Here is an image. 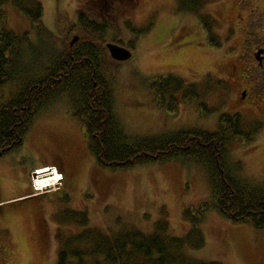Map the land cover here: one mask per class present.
Here are the masks:
<instances>
[{"label":"rangeland","instance_id":"obj_1","mask_svg":"<svg viewBox=\"0 0 264 264\" xmlns=\"http://www.w3.org/2000/svg\"><path fill=\"white\" fill-rule=\"evenodd\" d=\"M37 1L44 10V26L55 36L57 21L75 24L78 14L109 26L101 71L112 90L114 116L126 136L148 138L190 129L215 133L221 116L238 114L247 128L260 130L253 142L229 147V162L240 165L241 180L264 187V73L258 76L264 65L260 71L252 58L253 49H264V0H198L202 7L197 13L206 22L208 17L213 20V34L202 27L201 16L183 13L181 0ZM0 15L4 17L0 26L18 35L28 32L36 43L28 20L13 6L2 7ZM127 26L145 33L128 61H113L107 46L127 49L131 39ZM77 41L73 36L70 46ZM167 76L198 87V100L180 105L173 115L154 105L147 88L149 78ZM248 78L252 83L246 82ZM245 83L248 88L253 83L258 86L243 101ZM12 92L11 87L3 88L0 102ZM51 167L63 175L64 187L44 201L26 197L32 182L49 183L34 174L42 170L38 172L43 177ZM211 202L209 174L195 162L171 161L122 171L100 168L65 96L35 118L19 150L0 159V264H56L59 240L83 230L68 223L70 211L85 212L89 227L102 231L136 228L151 234L159 221L166 220L169 235L184 238L191 230L183 219L184 210ZM37 204L51 213L44 215L50 237L43 248L33 240L41 224ZM200 230L205 244L190 251L193 258L264 264L263 230L232 224L212 209Z\"/></svg>","mask_w":264,"mask_h":264},{"label":"trees","instance_id":"obj_2","mask_svg":"<svg viewBox=\"0 0 264 264\" xmlns=\"http://www.w3.org/2000/svg\"><path fill=\"white\" fill-rule=\"evenodd\" d=\"M184 2L183 12L199 19L202 4ZM8 4L28 20L36 43L28 32L18 35L0 26V92L13 90L7 101L0 102V159L19 150L35 118L67 96L100 168L122 171L171 161L195 162L207 170L211 184V204L184 210L183 219L191 224L184 238L171 237L166 220L159 221L151 234L136 228L102 231L89 227L85 212H68V223L83 230L65 239L57 237L61 248L56 264H220L190 254L205 244L200 227L211 209L232 224L264 231V187L241 180L240 165L229 162V147L253 142L258 127L247 128L238 114L223 115L215 133L190 129L130 138L114 116L112 90L101 71L109 26L78 14L75 24L57 21L55 36L44 26V10L37 0H0V9ZM3 19L0 15V22ZM201 19L202 27L213 34V20ZM127 27L131 34L127 49L132 52L145 32ZM76 35L77 43L70 46ZM147 88L158 109L172 115L180 105L199 98L195 84L174 76L149 78Z\"/></svg>","mask_w":264,"mask_h":264},{"label":"flooded vegetation","instance_id":"obj_3","mask_svg":"<svg viewBox=\"0 0 264 264\" xmlns=\"http://www.w3.org/2000/svg\"><path fill=\"white\" fill-rule=\"evenodd\" d=\"M181 2H184V0H181ZM185 3V2H184ZM184 10V9H183ZM263 19H264V17H263ZM256 50H254L253 49V51H252V58H254L255 59V55H256V53L258 52V51H261V52H263V54L260 56V58H259V62H258V65H259V70L261 71V69L260 68H262V66L264 65V49H262V48H255ZM256 60V59H255ZM264 68V67H263ZM257 73V72H256ZM263 73H264V69H263V71H261V72H258V76H260V75H263ZM251 77V76H250ZM255 81V80H254ZM253 81V82H254ZM246 82H251V80L248 78L247 79V81ZM252 83V82H251ZM247 86V84L245 83V87H244V89H243V94H244V99H243V101H246V100H248V99H250L251 98V96H252V94L256 91V86H258V83H253L252 84V86L250 87V88H248V87H246ZM261 94H264V93H261ZM34 200L35 201H44V199L43 198H34ZM36 206H39L40 207V210L39 211H37L36 212V214H37V221L38 222H40L41 224H40V226H38V230H39V233H38V235H37V237L35 236L34 238H33V240L35 241V244L36 245H38V247L39 246H41L40 248H43L44 246H46V245H49V228H48V225H47V223H46V221H47V219L45 218L46 217V215L48 216V210H47V208H46V206L44 205H36ZM50 214L51 213H49V216H50ZM44 215H45V217H44ZM51 217V216H50ZM44 228L46 229V231L44 230ZM1 260V259H0Z\"/></svg>","mask_w":264,"mask_h":264},{"label":"water","instance_id":"obj_4","mask_svg":"<svg viewBox=\"0 0 264 264\" xmlns=\"http://www.w3.org/2000/svg\"><path fill=\"white\" fill-rule=\"evenodd\" d=\"M107 50L109 52L110 57L117 62L128 61L131 58V54L120 47L114 45H108ZM260 54V53H259ZM244 97V94H243Z\"/></svg>","mask_w":264,"mask_h":264},{"label":"bare ground","instance_id":"obj_5","mask_svg":"<svg viewBox=\"0 0 264 264\" xmlns=\"http://www.w3.org/2000/svg\"><path fill=\"white\" fill-rule=\"evenodd\" d=\"M38 171H42V170H38ZM38 171L35 173V176H36V178L38 180H42V181L48 180L49 181V183L47 185H43V184L42 185H38L37 184L38 188L41 189V188H44V187H47V186H52V185L56 184V182L58 181V178H59L58 177V173H57V175H55V173H53V171H49V174H47V172L44 173V174L42 173L43 177H39L41 175V172H38ZM37 173H40V174H37ZM39 183H42V182L39 181Z\"/></svg>","mask_w":264,"mask_h":264},{"label":"crops","instance_id":"obj_6","mask_svg":"<svg viewBox=\"0 0 264 264\" xmlns=\"http://www.w3.org/2000/svg\"><path fill=\"white\" fill-rule=\"evenodd\" d=\"M58 189H60V187ZM58 189H57V191H58ZM56 192H54V193H48L46 196H45V194H44V196H41L40 194H34L33 190L30 189V191H29V193H28V195L26 197H29V196H34L35 197V196H37V198H43V199H45V197H49V196H53V194L54 195L57 194Z\"/></svg>","mask_w":264,"mask_h":264}]
</instances>
